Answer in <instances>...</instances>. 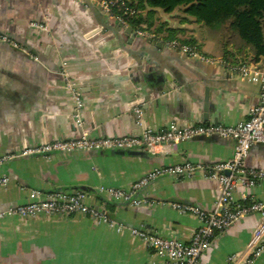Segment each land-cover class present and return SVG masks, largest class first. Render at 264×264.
<instances>
[{"label": "crops", "instance_id": "crops-1", "mask_svg": "<svg viewBox=\"0 0 264 264\" xmlns=\"http://www.w3.org/2000/svg\"><path fill=\"white\" fill-rule=\"evenodd\" d=\"M160 12L152 20L161 31L152 26L150 32L162 40H170L165 30H173L182 43L206 56L227 62L243 57L253 63L247 48V54L230 51L235 49L224 47L216 30L197 24L181 9L162 11L165 19ZM0 34L20 48L0 43V157L24 146L73 140L81 134L118 138L140 135L143 128L158 132L172 122L235 125L248 119L249 108L259 102L258 84L243 83L226 68L180 54L160 41L136 36L130 42L124 28L88 0H0ZM257 65L264 68V60ZM62 74L79 84L83 101L79 127ZM205 90L209 99L204 123ZM138 103L142 127L137 126L133 109ZM233 149L231 140L195 137L137 156L76 151L9 160L0 166V177L8 179L0 187V212L29 203L32 191L48 195L85 187L91 190L85 191L89 203L123 225L118 231L81 216H7L0 219V264H164L131 228L145 226L162 238L186 243L199 227L198 220L169 204L212 212L218 183L202 174L184 178L166 174L141 188L136 200L146 202L138 206L108 202L100 190H129L149 172L184 161L224 163ZM245 168L264 169V145L249 149ZM245 199L264 203V183L237 188L233 200ZM258 220L259 215L250 214L217 234L200 264H227L232 254L243 257ZM251 264H264V250Z\"/></svg>", "mask_w": 264, "mask_h": 264}, {"label": "built area", "instance_id": "built-area-1", "mask_svg": "<svg viewBox=\"0 0 264 264\" xmlns=\"http://www.w3.org/2000/svg\"><path fill=\"white\" fill-rule=\"evenodd\" d=\"M95 5L106 17L117 22L122 28L130 27V21L139 14V11L130 8V0H88ZM35 28L43 26L34 25ZM138 37L160 41L168 49L185 54L208 64H218L226 68L228 73L243 83L259 85V102L248 110V119L235 125H180L172 122L158 132L143 128L140 135L118 138L91 139L87 134H81L73 140H55L43 142L36 146H24L17 153L0 157V166L18 157L39 155L55 152L72 154L77 152H114L135 151L152 154L155 148L181 143L195 137H217L234 142L233 155L224 163L209 165L193 164L184 161L181 165L162 167L149 172L129 190L106 188L100 190L108 202H123L138 206L146 200H136V194L141 188L163 175H172L176 178L192 177L202 174L203 178L218 183V197L212 212H204L194 205H180L171 203L169 206L180 214L189 213L198 220V228L192 233L186 243L175 238H162L157 231L141 226L131 228V233L143 241L145 247L163 260L164 264H200L201 255L208 249L212 239L219 233L229 229L230 225L244 219L250 214L259 215V220L253 228L246 253L243 257L232 254L227 258V264H251L264 250V203L256 200L239 202L233 200V193L237 188L249 189L264 183V169L245 168V158L253 145H264V68L251 62L230 63L218 58L206 56L189 44L176 40H162L158 34L145 29H132ZM0 43L7 44L14 49L19 46L9 37L0 34ZM65 87L74 104L73 121L81 126L80 113L83 108L79 84L62 74ZM135 120L138 127L143 126L140 103L134 106ZM8 182L5 176L0 177V187ZM89 196L85 191H55L48 195L32 191L30 202L24 205L8 208L0 212V219L18 216L33 218L41 214L47 218L87 217L111 229L120 231L123 224L117 223L99 207L89 203Z\"/></svg>", "mask_w": 264, "mask_h": 264}, {"label": "trees", "instance_id": "trees-1", "mask_svg": "<svg viewBox=\"0 0 264 264\" xmlns=\"http://www.w3.org/2000/svg\"><path fill=\"white\" fill-rule=\"evenodd\" d=\"M128 6L139 11L129 23L132 29L150 31L152 19L158 17L157 11L171 14L181 9L201 26L213 30L225 26L227 31L236 34L242 43H233L238 45L239 52L247 48L254 64L264 60V0H130ZM154 31L160 32L161 29ZM165 32L168 39L181 43L176 32L169 29ZM231 41L228 37L223 42L224 47L230 45ZM238 62L240 61L233 60L230 63Z\"/></svg>", "mask_w": 264, "mask_h": 264}, {"label": "water", "instance_id": "water-1", "mask_svg": "<svg viewBox=\"0 0 264 264\" xmlns=\"http://www.w3.org/2000/svg\"><path fill=\"white\" fill-rule=\"evenodd\" d=\"M160 14L165 19V15L163 14L162 11L160 12ZM124 32L130 36V42L136 38V34L133 32V30H132L131 27L124 28ZM157 46L160 47L162 45L159 44ZM121 79H124V78H121ZM125 79H128V78H125ZM204 96H205V98H204V108H203L204 114H203V117L202 118H203V122L205 123L208 120V118H207V112H208V99H209L208 92L206 90H205ZM221 140H224V139H221ZM227 140H224V141H227ZM99 152H103V151H99ZM57 153H60V152H55L54 151V153L51 152V153H46V154L32 155L30 157H47V156H52V155L54 156V154H57ZM107 153H110V154L115 155V156H119V155L120 156H137V155H140L141 152H135V151H120L119 150V151L107 152ZM76 189H78L80 191H91L90 189L85 188V187H77ZM128 203L129 202H127V204Z\"/></svg>", "mask_w": 264, "mask_h": 264}, {"label": "rangeland", "instance_id": "rangeland-1", "mask_svg": "<svg viewBox=\"0 0 264 264\" xmlns=\"http://www.w3.org/2000/svg\"><path fill=\"white\" fill-rule=\"evenodd\" d=\"M158 21V20H157ZM152 22H153V26L155 27V28H157V29H159L158 27H159V23H156L155 24V20H152ZM157 29H155V30H157ZM216 33H217V35L218 36H220V38H221V40L224 42L225 40H227V38L229 37V39L230 40H232L231 41V43H230V48H231V46H233V48L235 49V50H230V51H234V53L236 52V50L237 51H240V50H238L237 48H239L238 47V45H236L235 43H233V42H238V43H242L240 40H239V38H238V36L236 35V34H233V33H231L230 31H227L226 29H225V26H224V28H221V29H219V30H216ZM229 46V45H228ZM227 46V47H228ZM199 53H201L200 51H198ZM242 52V51H241ZM243 53H244V51H243ZM201 54H204V53H201ZM244 54H247V53H244ZM205 55V54H204ZM244 58H245V56H244ZM236 61V60H235ZM237 61H240V62H242V61H245V60H243V57L242 58H240L239 57V59L237 60Z\"/></svg>", "mask_w": 264, "mask_h": 264}]
</instances>
